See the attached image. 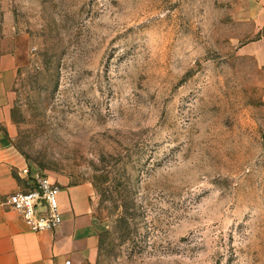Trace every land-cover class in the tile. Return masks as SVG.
I'll return each instance as SVG.
<instances>
[{
	"label": "rangeland",
	"instance_id": "1",
	"mask_svg": "<svg viewBox=\"0 0 264 264\" xmlns=\"http://www.w3.org/2000/svg\"><path fill=\"white\" fill-rule=\"evenodd\" d=\"M12 141L89 183L94 259L264 264V0H0Z\"/></svg>",
	"mask_w": 264,
	"mask_h": 264
},
{
	"label": "crops",
	"instance_id": "2",
	"mask_svg": "<svg viewBox=\"0 0 264 264\" xmlns=\"http://www.w3.org/2000/svg\"><path fill=\"white\" fill-rule=\"evenodd\" d=\"M14 82V70L0 73V264H67V259L71 263L94 259L98 234L89 183L62 186L59 198L64 221L52 231L32 230L6 202L13 192L30 188L39 174L29 169L12 141L9 103Z\"/></svg>",
	"mask_w": 264,
	"mask_h": 264
},
{
	"label": "built area",
	"instance_id": "3",
	"mask_svg": "<svg viewBox=\"0 0 264 264\" xmlns=\"http://www.w3.org/2000/svg\"><path fill=\"white\" fill-rule=\"evenodd\" d=\"M61 189L56 179L38 174L30 188L13 192L6 202L20 213L32 230L52 231L64 221L59 198ZM66 263L71 264V260L67 259Z\"/></svg>",
	"mask_w": 264,
	"mask_h": 264
}]
</instances>
